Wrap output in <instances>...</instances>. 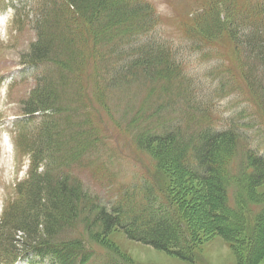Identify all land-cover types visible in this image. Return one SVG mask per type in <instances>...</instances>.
Instances as JSON below:
<instances>
[{"label": "rangeland", "instance_id": "1", "mask_svg": "<svg viewBox=\"0 0 264 264\" xmlns=\"http://www.w3.org/2000/svg\"><path fill=\"white\" fill-rule=\"evenodd\" d=\"M35 1L0 0V218L6 204L16 198L14 185L26 178L29 170L30 155L18 148L17 137L19 122L27 118L23 107L36 84L34 77L42 70L27 64L30 46L36 38ZM146 2L157 22L145 37L151 39L154 47L173 51L185 80L168 83L162 76H141L137 68L131 72L126 67L131 60L128 54L113 56L107 64L95 57L96 63L92 65L88 58L87 73L53 97L55 115L59 114V122L55 119L54 125L60 134L59 142H66L72 157L66 164L61 161V168L53 160L54 165L43 160L39 172L46 169L44 164H50L51 170L58 168L59 172L68 173L89 199L96 197L108 207L122 193L130 192L132 183L154 180L168 197L176 199L175 208L177 205L189 215L192 229L189 225L188 228L194 239L190 241L191 262L132 240L118 227L100 235L86 213L68 221L67 227H60L57 239H77L83 243L86 258L72 257V264H249L245 255L253 224L246 223L239 235L219 234L211 220L203 185L176 171L174 164L156 167L153 161L159 155L153 154L151 148V154L142 149L148 143L144 140L146 135L169 132L174 125L173 130H178L179 138L183 136L186 141L204 127L238 130L237 160L247 149L264 154V110L256 102L254 95L258 98L260 94L256 83L253 85L256 80L263 82L264 75L256 67L250 73L239 72L233 45L223 40L226 36L220 34V39L214 38L217 43L209 44L186 36L188 20L197 15L199 22L212 30L226 23L230 30L241 31L232 26L233 21L239 20L238 15L248 23L256 21L258 15L264 26V0ZM247 8L259 14L253 15ZM123 45L117 44L119 51ZM250 62L247 61L249 68L254 66ZM253 71L255 74L251 75ZM112 72L118 73L115 81L110 76ZM247 81L252 83V90ZM67 135L77 140L67 141ZM47 158L45 153L44 159ZM255 192L263 199L264 181ZM184 228L187 229L186 225ZM22 259L27 264L37 261L20 256L15 264ZM255 264H264V256Z\"/></svg>", "mask_w": 264, "mask_h": 264}, {"label": "trees", "instance_id": "2", "mask_svg": "<svg viewBox=\"0 0 264 264\" xmlns=\"http://www.w3.org/2000/svg\"><path fill=\"white\" fill-rule=\"evenodd\" d=\"M35 3L36 38L30 46L27 64L42 70L34 77L36 84L23 107L27 118L19 122L17 137L18 148L30 155L29 170L27 177L14 185L16 198L6 204L0 218V264H13L20 256L37 260L32 264H72V257L86 258L82 242L57 239L59 228L67 227L68 221L80 213H86L100 235L118 227L132 240L191 262L190 241L194 239L189 231V215L177 205L175 208L176 199L168 197L154 180L132 183L130 192L122 193L108 207L96 197L89 199L68 173L50 169V164L61 168L59 163L66 164L72 157L66 142H59L60 134L54 126L59 115H55L57 109L52 105L54 93L87 73L88 58L92 65L96 63L95 57L107 64L113 56L128 54L131 60L126 67L130 71L137 68L141 76L149 79L162 76L168 83L185 80L173 51L154 47L151 39L145 37L157 22L150 4L146 0H36ZM247 10L254 12L253 8ZM242 17L238 15L239 20L232 24L241 31H233L226 23L212 30L199 22L198 15L192 16L186 36L209 44L217 43L215 39L224 35V42L228 40L233 45L239 72L250 70V73L256 67L264 75L263 21L258 15L250 23ZM118 43H124L121 51ZM247 61L254 66L249 68ZM112 73L115 81L118 73ZM246 83L252 90V83ZM253 85L260 94L258 98L254 95L256 102L264 110V81L256 80ZM174 128L171 125L169 132L146 135L147 146L141 149L151 154L148 150L151 148L153 154L159 155L153 161L156 167L174 164L176 171L203 185L211 220L219 234L239 235L247 224H253L250 241L246 238L250 244L245 256L246 263H257L264 256V197L259 199L255 189L264 181V154L247 149L237 160L238 130L204 127L186 141L183 136L179 138L181 133ZM76 138L67 135L66 140ZM43 160L50 164H44L46 169L39 172Z\"/></svg>", "mask_w": 264, "mask_h": 264}]
</instances>
